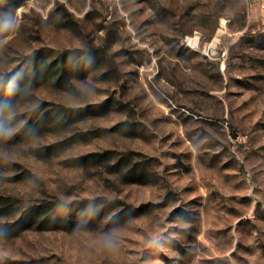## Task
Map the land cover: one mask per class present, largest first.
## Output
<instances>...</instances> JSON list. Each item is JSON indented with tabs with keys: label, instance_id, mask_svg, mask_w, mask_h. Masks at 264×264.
<instances>
[{
	"label": "rangeland",
	"instance_id": "obj_1",
	"mask_svg": "<svg viewBox=\"0 0 264 264\" xmlns=\"http://www.w3.org/2000/svg\"><path fill=\"white\" fill-rule=\"evenodd\" d=\"M0 264H264V9L0 0Z\"/></svg>",
	"mask_w": 264,
	"mask_h": 264
},
{
	"label": "trees",
	"instance_id": "obj_2",
	"mask_svg": "<svg viewBox=\"0 0 264 264\" xmlns=\"http://www.w3.org/2000/svg\"><path fill=\"white\" fill-rule=\"evenodd\" d=\"M46 52H55L54 50L52 51H48L47 49H42V50H38L36 52H34L29 58L32 59L33 61H37L39 58H46L48 55H46ZM82 53V51H67L64 53V57L67 56L68 54H72V55H80ZM69 112H72V114H70V116H74L73 114L76 112H85L86 109H68Z\"/></svg>",
	"mask_w": 264,
	"mask_h": 264
},
{
	"label": "built area",
	"instance_id": "obj_3",
	"mask_svg": "<svg viewBox=\"0 0 264 264\" xmlns=\"http://www.w3.org/2000/svg\"><path fill=\"white\" fill-rule=\"evenodd\" d=\"M253 3L258 4L262 9H264V0H251Z\"/></svg>",
	"mask_w": 264,
	"mask_h": 264
},
{
	"label": "bare ground",
	"instance_id": "obj_4",
	"mask_svg": "<svg viewBox=\"0 0 264 264\" xmlns=\"http://www.w3.org/2000/svg\"><path fill=\"white\" fill-rule=\"evenodd\" d=\"M197 44V40H191ZM211 47H214V43L211 44Z\"/></svg>",
	"mask_w": 264,
	"mask_h": 264
}]
</instances>
